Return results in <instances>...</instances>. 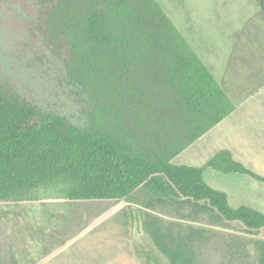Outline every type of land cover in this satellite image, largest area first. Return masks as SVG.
<instances>
[{"label":"trees","instance_id":"16d2710c","mask_svg":"<svg viewBox=\"0 0 264 264\" xmlns=\"http://www.w3.org/2000/svg\"><path fill=\"white\" fill-rule=\"evenodd\" d=\"M39 16L71 47L68 72L91 92L87 127L47 112L0 82V203L46 205L44 230L79 201H127L142 190L182 219L264 230V213L234 208L208 168L264 183L228 149L203 166L174 160L235 111L232 100L157 0H40ZM264 11V0H259ZM61 221L52 223L49 205ZM153 210V209H152ZM57 211V210H55ZM186 211V212H185ZM48 218V217H47ZM143 227L171 264H203L208 230L144 212ZM259 264H264V242Z\"/></svg>","mask_w":264,"mask_h":264},{"label":"rangeland","instance_id":"374dc122","mask_svg":"<svg viewBox=\"0 0 264 264\" xmlns=\"http://www.w3.org/2000/svg\"><path fill=\"white\" fill-rule=\"evenodd\" d=\"M157 2L235 104L238 113L234 118L255 119L243 126L254 135L250 140L253 153L240 156L248 160L247 167L264 176V11L259 0ZM39 5L40 0H0V82L45 111L87 127L95 100L69 75L68 67L74 60L71 47L52 35L39 16ZM247 110L260 114L245 115ZM234 133V137L230 135L224 123L174 162L203 166L224 148L232 147L239 153L242 145L236 129ZM218 174L223 175L208 168L205 178L215 189L230 192L231 180H220ZM238 190L231 196L233 207L241 202L264 213V183L247 176ZM150 199L139 190L130 202H75L69 208L73 216L47 231L42 222L51 216L44 215L43 203H0V264H171L144 230L146 211L167 222H179L184 230L188 226L208 230L210 241L199 248L203 264H259L258 242H264V230L250 234L241 223L212 226L207 217L182 219L165 204L149 209ZM48 207L55 215L50 218L52 223L61 221L58 211L66 214V208Z\"/></svg>","mask_w":264,"mask_h":264},{"label":"crops","instance_id":"0c3cea01","mask_svg":"<svg viewBox=\"0 0 264 264\" xmlns=\"http://www.w3.org/2000/svg\"><path fill=\"white\" fill-rule=\"evenodd\" d=\"M234 104V103H233ZM235 105V104H234ZM237 108L235 106V111L229 116L227 117L222 123H220L218 126H216L217 128L226 123L228 124V128L230 129V132L233 137H234V129H236L237 133L239 134V138L238 140H240V144L242 145V149L239 150V153H237V151L232 148V147H228V148H224V149H228L232 152L234 158L240 162H242L243 164H245L246 166L248 165V160H244L241 158V154H243L244 156H248L250 154L253 153V151L250 150V140H253L254 138V135L253 134H250L249 132H247L246 130L243 129V126H248L249 123H254L255 122V119L254 118H244V119H237V118H234L235 115L238 113L237 112ZM253 111V110H252ZM251 110H247V112H245L244 114L245 115H251V114H260V112H252ZM261 115H264V111L261 112ZM262 122H264V118L261 120ZM215 127V128H216ZM263 138H264V134H262V137H261V140L263 141ZM264 143V142H263ZM263 145V144H262ZM222 149V150H224ZM221 151V150H220ZM219 151V152H220ZM264 151V146L261 147V152ZM258 153V152H257ZM253 156V155H252ZM262 163L264 164V161H262ZM182 165V164H181ZM185 165V164H183ZM249 168V167H248ZM252 170V169H251ZM225 175V174H223ZM217 175V178L218 179H222V178H226V177H229L228 179L231 180L232 182V186H231V191L230 192H227V191H224L226 192L228 195H229V198H230V203L232 205V202L234 201V198L231 197L233 196V194H237L239 192V188L241 189L243 187V184L245 183V175H240V174H229V175ZM263 176V175H262ZM206 179V178H205ZM207 181V180H206ZM222 188V187H221ZM234 188L237 189V191H234ZM219 190V189H218ZM220 191H223V190H220ZM235 203H237V200H235ZM239 207L241 206H248V205H244L242 204L241 202L238 204ZM237 207V208H239ZM251 207V206H249ZM235 208V207H234ZM253 208V207H252ZM255 209V208H254ZM257 210V209H256Z\"/></svg>","mask_w":264,"mask_h":264}]
</instances>
